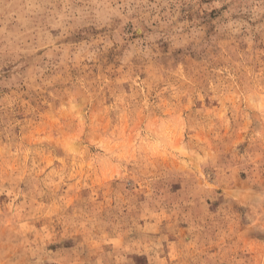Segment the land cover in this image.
Returning a JSON list of instances; mask_svg holds the SVG:
<instances>
[{
	"label": "rangeland",
	"instance_id": "374dc122",
	"mask_svg": "<svg viewBox=\"0 0 264 264\" xmlns=\"http://www.w3.org/2000/svg\"><path fill=\"white\" fill-rule=\"evenodd\" d=\"M0 264H264V0H0Z\"/></svg>",
	"mask_w": 264,
	"mask_h": 264
}]
</instances>
